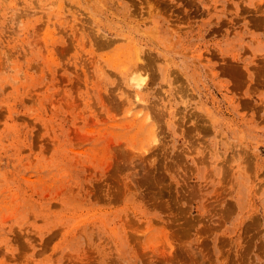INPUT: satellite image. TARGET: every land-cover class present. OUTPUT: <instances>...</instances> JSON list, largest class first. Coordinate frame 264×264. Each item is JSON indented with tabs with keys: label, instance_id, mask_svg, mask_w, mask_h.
Wrapping results in <instances>:
<instances>
[{
	"label": "rangeland",
	"instance_id": "rangeland-1",
	"mask_svg": "<svg viewBox=\"0 0 264 264\" xmlns=\"http://www.w3.org/2000/svg\"><path fill=\"white\" fill-rule=\"evenodd\" d=\"M0 264H264V0H0Z\"/></svg>",
	"mask_w": 264,
	"mask_h": 264
},
{
	"label": "bare ground",
	"instance_id": "bare-ground-1",
	"mask_svg": "<svg viewBox=\"0 0 264 264\" xmlns=\"http://www.w3.org/2000/svg\"><path fill=\"white\" fill-rule=\"evenodd\" d=\"M128 65V64H127ZM126 65V66H127ZM124 66V65H123ZM124 68V67H123ZM120 69V68H119ZM134 69V68H133ZM129 70V69H128ZM132 70V69H131ZM127 71V70H126ZM133 73V72H132ZM132 73L130 72V74H129V80L127 79L126 81H128V82H126L125 81V85L127 86V88H128V92H126V94H125V96H128V94L127 93H131V94H129V98L132 96L133 97V99L135 100H133V105H135V103L136 104H140V102L142 101L141 99H140V97H139V91L140 90H142V88H143V83H144V78L142 79L141 77H140V75H137V77H134L133 75H132ZM144 80V81H143ZM126 90V89H125ZM130 90V91H129ZM131 95V96H130ZM131 97V98H132ZM127 98V97H126ZM130 98V99H131ZM125 100V99H124ZM126 101V100H125ZM124 101V102H125ZM131 101H132V99H131ZM128 104H130V103H128ZM133 105H132V107H133ZM137 106V105H136ZM130 110H131V108H129ZM129 110V111H130ZM128 111V112H129ZM134 113V112H133ZM138 114V113H137ZM137 116V115H136ZM147 116H148V118H149V115H147L146 114V116H145V118L147 119ZM135 117V116H134ZM139 117H140V115H139ZM141 118H142V116H141ZM144 121H146L145 119H143ZM148 120V119H147ZM138 121H140V119L138 120ZM142 122V121H141ZM138 123V122H137ZM143 123V122H142ZM142 123H141V125H142ZM138 125H139V123H138ZM140 128V127H139ZM147 128H148V126H147ZM147 128H145L146 130H145V132H147ZM150 128V127H149ZM151 130V129H150ZM149 130V131H150Z\"/></svg>",
	"mask_w": 264,
	"mask_h": 264
}]
</instances>
